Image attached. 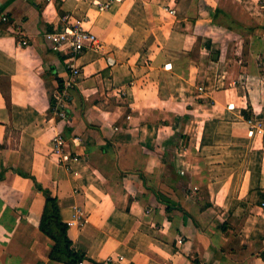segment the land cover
<instances>
[{
  "label": "crops",
  "instance_id": "1",
  "mask_svg": "<svg viewBox=\"0 0 264 264\" xmlns=\"http://www.w3.org/2000/svg\"><path fill=\"white\" fill-rule=\"evenodd\" d=\"M204 1L192 19L178 0H0V264H67L37 184L88 264H264V0ZM67 13L101 46L77 57L64 119L67 55L45 34Z\"/></svg>",
  "mask_w": 264,
  "mask_h": 264
},
{
  "label": "built area",
  "instance_id": "2",
  "mask_svg": "<svg viewBox=\"0 0 264 264\" xmlns=\"http://www.w3.org/2000/svg\"><path fill=\"white\" fill-rule=\"evenodd\" d=\"M115 1L118 0H93V4L100 10L108 9ZM171 12H175L171 9ZM1 21H8L9 18L5 14H0ZM66 22L65 28L62 30L55 29L45 34L46 38L51 43L53 50L67 55V68L69 69L70 76L65 83L64 89L57 93L55 96L56 114L61 118H67V111L65 109L66 97L68 90L71 89L78 81V77L81 74V68L77 65V57L83 52L84 49L91 47L94 49L100 48L101 44L96 35H94L85 25L86 20L82 18H75L71 13H67L64 17ZM18 29V30H17ZM15 28L14 33L19 37L21 30ZM19 43L22 45H28L29 41L25 37H20ZM261 132L262 130L259 129ZM74 139L73 141H76ZM52 154L55 159L68 166L72 167L74 162L81 160V157L73 152L69 148V142L67 138L61 134H57L53 138ZM72 226L74 222H68ZM122 258V257H121ZM107 262H114V257L111 256ZM78 264H87L84 261H80ZM206 264V263H204Z\"/></svg>",
  "mask_w": 264,
  "mask_h": 264
},
{
  "label": "trees",
  "instance_id": "3",
  "mask_svg": "<svg viewBox=\"0 0 264 264\" xmlns=\"http://www.w3.org/2000/svg\"><path fill=\"white\" fill-rule=\"evenodd\" d=\"M209 3L213 4L212 1H209ZM244 115L250 117L247 111H244ZM37 186L46 194L41 230L53 241L51 259L67 264H78L80 261L88 264L86 254L74 245L70 237V225L61 217L58 198L51 195L48 191L46 192L40 184H37ZM261 255L264 257V249L261 251Z\"/></svg>",
  "mask_w": 264,
  "mask_h": 264
},
{
  "label": "rangeland",
  "instance_id": "4",
  "mask_svg": "<svg viewBox=\"0 0 264 264\" xmlns=\"http://www.w3.org/2000/svg\"><path fill=\"white\" fill-rule=\"evenodd\" d=\"M244 1V0H242ZM178 4H179V9H180V14L184 17H189V18H194L196 17H200L201 13L200 12H205L204 7L206 6L205 1L204 0H178ZM248 6L250 5V0H248ZM200 8H203V11L200 10ZM230 20L229 18H227L226 16H224V18L221 21H227ZM217 30V29H216ZM204 38L206 39V36H204ZM207 40H204V42H206ZM201 42H202V38H201ZM199 50H200V41H197L196 45H194L192 47L191 52V57H197L199 55ZM213 50L217 51V47H214ZM212 59L208 58V64L209 66H207L206 64L203 66H205L203 69L207 70V67H210V65H212ZM194 65H196L195 63H193ZM193 64H191L192 66H194ZM207 66V67H206ZM200 70L198 71V74L202 73V76L205 78L206 74H209V72L211 71V69H209V72H206L204 70H201L202 68L199 67Z\"/></svg>",
  "mask_w": 264,
  "mask_h": 264
},
{
  "label": "water",
  "instance_id": "5",
  "mask_svg": "<svg viewBox=\"0 0 264 264\" xmlns=\"http://www.w3.org/2000/svg\"><path fill=\"white\" fill-rule=\"evenodd\" d=\"M215 57H217V54H215Z\"/></svg>",
  "mask_w": 264,
  "mask_h": 264
}]
</instances>
